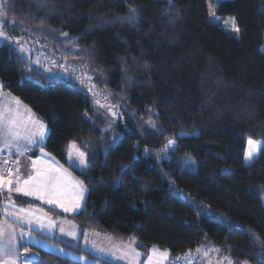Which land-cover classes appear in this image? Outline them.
<instances>
[{
    "label": "trees",
    "instance_id": "trees-1",
    "mask_svg": "<svg viewBox=\"0 0 264 264\" xmlns=\"http://www.w3.org/2000/svg\"><path fill=\"white\" fill-rule=\"evenodd\" d=\"M49 7L6 0L4 33L75 48L74 58L124 112L109 125L86 90L48 78L0 43L2 90L49 131L31 156L43 149L69 166L72 143L87 156L84 172L73 169L86 199L69 219L83 233L134 238L146 255L159 247L173 260L203 264L194 252L209 245L235 264H264V0H219L213 21L207 0H50ZM130 8L138 22H121ZM151 114L155 129L146 125ZM249 138L263 142L250 166ZM172 140L175 150L161 157ZM191 160L196 171L182 168ZM36 250L32 264H81Z\"/></svg>",
    "mask_w": 264,
    "mask_h": 264
},
{
    "label": "rangeland",
    "instance_id": "rangeland-1",
    "mask_svg": "<svg viewBox=\"0 0 264 264\" xmlns=\"http://www.w3.org/2000/svg\"><path fill=\"white\" fill-rule=\"evenodd\" d=\"M218 1L219 0H207L209 19L211 21L214 20L212 13L215 12L218 6ZM5 2L6 0H0V6L3 7L4 11ZM6 17L7 15L0 18V31L3 32V35L0 36V43L7 42L13 47L18 48L19 52L22 53L26 59L30 60V66L42 74H45L48 78L53 77L62 79L69 83L73 81L86 90L95 101L100 113H102L107 119L109 125L112 126L113 124L111 123L122 119V116H124L123 106L118 103L116 99L110 97L104 86L99 87L94 81V76H91L90 71L74 58V52H76L75 48L69 46L66 51L62 49L53 50L48 47V45L46 46L44 43L45 40H42V42H35V40L30 41L26 38H20L17 40L10 39L3 30ZM3 92L8 93L6 91ZM8 95L13 96L10 93H8ZM12 102L4 103L0 109H4L5 111L11 110L10 114L13 118L14 116H23L26 118V121L29 122L32 121L33 115L36 119L37 126L39 123H42L46 127L43 120L28 106L19 101L22 109L18 110V106ZM113 113H115V115ZM28 114H30V117ZM155 120L156 118L153 114L149 115L146 120V125L149 128L155 129V127H153ZM24 131L25 133L28 132V130ZM255 142L261 145V147L257 149L253 146L250 149L247 142L246 153L250 150L253 151L255 159H257L263 146V142L261 140ZM73 144L75 145V148L72 147ZM166 146H168L167 151L164 150L161 157H166L169 152L175 150L176 142L174 141V145L171 146L167 143ZM0 148L3 149L0 151V155L4 154L12 162L14 161L15 169L11 179L15 180L17 178V169H19V178L27 179L28 175H35L36 169L38 168L42 171H48L49 175L54 178V182L56 183L59 192L58 197H53L52 195L47 197V199H58L59 202L57 203H47L46 199H39L36 196L26 197L15 191L9 193L7 186L3 188L4 194H0V212L4 210L2 216L7 219V221L13 223V225H19L21 227V233H24L21 239H25L28 243V246L23 244L21 249L26 260L29 258L35 260L39 259L36 249H40L60 257L70 258L81 264H174V260L167 250L154 247L151 249L149 255H146L137 247V240L134 238L127 241H121L115 239L112 235L100 233L95 230L82 233L80 227L69 219L68 215L77 211L79 212L82 209L87 195L86 185L73 170L77 169L83 172L86 169L83 165L78 164L80 153L84 154V159L88 162L86 154L76 143L70 144L71 150L69 149L68 152V163L70 167L62 164L47 152H44L42 156L34 159L33 156L27 153L28 150H25L23 155H20L14 150L3 148L2 141H0ZM6 160L7 159L3 158L2 161H0V176H3L5 179L6 177L4 175L2 162L5 164ZM33 162H36L35 167H33ZM244 163L248 165L245 160ZM182 168L189 171H196L197 164L194 160H191L190 162L183 163ZM13 188H15V184H13ZM25 198L37 202L39 201L40 204L45 206L23 204L22 200ZM2 199L4 200L3 202ZM77 200H79L81 205L79 209H76L75 211L64 210L65 207L72 208ZM12 202H14V206ZM61 204H63V207ZM46 208L58 209L62 211V213L67 214V216L55 215L50 213V211L48 212ZM11 209H15L18 212H11ZM20 209H23L24 211H20ZM9 213L13 215H9ZM70 233H75V235H71ZM25 249H28V251L25 252ZM61 249H63V251H60ZM154 249L156 250L155 253L153 252ZM212 251H214L213 258L205 261V264H235L231 258L222 256L218 248L213 247ZM133 253H139L140 255L134 256ZM149 258H151V261ZM242 264L250 263L245 262Z\"/></svg>",
    "mask_w": 264,
    "mask_h": 264
},
{
    "label": "snow or ice",
    "instance_id": "snow-or-ice-1",
    "mask_svg": "<svg viewBox=\"0 0 264 264\" xmlns=\"http://www.w3.org/2000/svg\"><path fill=\"white\" fill-rule=\"evenodd\" d=\"M167 3L171 6L173 5V0H167ZM38 4L40 7L47 8L49 12L53 11L52 8L49 7L50 0H38ZM6 15L2 6H0V18H3ZM214 16V12L212 13ZM121 22L128 20L131 23L138 22L139 14L138 11L134 8L129 9L128 17H119ZM108 22V21H105ZM45 23L44 20L40 21L41 26ZM232 31L235 33H240L241 29L238 25H236L235 21H232ZM3 35V32L0 31V36ZM67 38V33L63 34ZM85 51V50H79ZM145 67H149L147 63L144 65ZM131 80V77H127ZM4 85L0 84V90H2ZM94 87V85H93ZM16 100V103L19 104L18 98H13ZM115 115V113H113ZM155 127V124H153ZM18 125V121L13 118L9 111H5L4 109H0V141L3 142V148H8L9 150H14L16 153L23 155L24 151L27 150L31 145L42 144L44 141V135L46 131L45 125L39 123L36 127L35 131L30 132L26 135H21ZM174 145V141H169V146ZM248 145L250 149L255 146L257 149L261 147L257 142L253 141L251 138L248 139ZM75 148V145H72ZM166 146V151H167ZM3 149L0 148V151ZM42 151V149H41ZM80 159L78 161L79 165H83L87 168V162L84 159V154H79ZM255 160V154L253 151H248L245 156L246 163L250 166L252 162ZM76 162V161H74ZM36 162H33V167H35ZM19 169H17V178L13 179H5L3 176H0V191H3V188L7 186V190L9 193L15 191L16 193H21L24 196H36L39 199H46L47 203H57L58 199L52 198L47 199L49 195L53 197H58L59 192L57 190V185L54 182V178L49 175L48 171H42L40 169H36L35 175H28L27 179H20L18 176ZM11 176V172H9ZM13 184H15V188H13ZM82 198V197H81ZM13 206H14V202ZM63 207V204H61ZM81 207L79 200L76 201L72 208L65 207V211H75ZM7 211V210H5ZM20 211H24L20 209ZM203 211V209L201 210ZM9 215H13L9 213ZM10 228V226H9ZM5 229L3 226H0V264H17L16 256H17V244L15 240L14 230L8 232L7 239H4ZM71 235H75V233H70ZM22 237L24 233H19ZM254 236L255 234L252 233ZM258 239V238H257ZM25 252L28 249L24 250ZM60 251H63L61 249ZM155 249L153 252L155 253ZM134 256H139V253H133ZM151 261V258H149Z\"/></svg>",
    "mask_w": 264,
    "mask_h": 264
},
{
    "label": "crops",
    "instance_id": "crops-1",
    "mask_svg": "<svg viewBox=\"0 0 264 264\" xmlns=\"http://www.w3.org/2000/svg\"><path fill=\"white\" fill-rule=\"evenodd\" d=\"M13 98H16L15 96H11V95H8V93H5V92H3V90H0V107L4 104V103H6V102H14L15 104H16V106H18L17 107V109L18 110H20V109H22L21 108V105H20V103L19 104H17L16 103V100L15 99H13ZM19 100V99H18ZM20 101V100H19ZM12 102V103H13ZM20 105V106H19ZM9 111V110H8ZM11 111V110H10ZM12 111H14V110H12ZM7 112V111H6ZM28 116L30 117V114H28ZM14 118H16V120L18 121V125H19V131H20V133H21V135H26L27 133H30V132H33V131H35V129H36V127H37V125H36V119L34 118V116L32 115V121L31 122H29V121H26V118L25 117H23V116H14ZM47 127V126H46ZM24 130H28V132L27 133H25V131ZM48 128H46V131H45V135H44V141H43V143L42 144H38V145H31L27 150V153L29 154V155H31L34 151H35V149H37V148H39L40 146H42L45 142H46V140H47V137H48ZM41 152V153H40ZM44 152H46V151H44L43 149H42V151H41V149H40V151H39V153L40 154H38V156H36V157H34V159H37L39 156H42L43 155V153ZM49 154V153H48ZM49 155H51V154H49ZM54 157V156H53ZM3 158H5V159H8V157L6 156V155H0V161H2V159ZM52 161H55V160H52ZM1 163V162H0ZM2 164H3V167H5L4 166V162H2ZM13 169H15V164H14V161H13ZM86 170V169H85ZM84 170V171H85ZM83 171V172H84ZM13 173H14V171H13ZM12 173V174H13ZM12 174H11V176H12ZM4 175H5V177H6V179H11V176L10 175H6L5 174V170H4ZM2 194H4V190L3 191H0ZM1 196V195H0ZM26 197H28V196H26ZM4 199V198H3ZM2 199V202L4 201ZM0 200H1V198H0ZM39 202V201H38ZM3 204V203H2ZM42 205V204H41ZM37 206H39V205H37ZM43 207L45 206V205H42ZM41 206V207H42ZM4 209H5V207H4ZM7 209V208H6ZM51 209H54V210H57V211H59V212H61L62 213V211H60V210H58V209H55V208H51ZM47 210V209H46ZM12 211H14V212H18L17 210H15V209H11V212ZM48 212H49V210H47ZM50 213H53V212H51L50 211ZM75 213H78V211L77 212H75ZM75 213H71L70 215H74ZM4 214V210H2L1 212H0V226H3L4 227V229H5V233H4V239L6 240L7 239V236H8V232L9 231H11V230H14V235H15V240H16V244H17V256H16V260H17V264H32V261L33 260H35V259H25L24 258V256H23V254H22V251H21V249H22V245L23 244H25V246H28V243L25 241V239H21V236L19 235V233H21V227L19 226V225H13V223H11V222H9V221H7V219H5L2 215ZM64 214V213H63ZM64 215H67V214H64ZM60 216H62V215H60ZM9 226H10V228H9ZM79 227V226H78ZM81 230V229H80ZM83 233V232H82ZM30 235V234H29ZM212 249H213V247L212 246H209V245H205V246H201L200 248H198L197 250H196V252H194L195 254H197L199 257H201L202 258V262H203V264H205V261H207L208 259H210V258H213V255H214V251H212ZM209 254H211V255H209ZM221 254V253H220Z\"/></svg>",
    "mask_w": 264,
    "mask_h": 264
},
{
    "label": "built area",
    "instance_id": "built-area-1",
    "mask_svg": "<svg viewBox=\"0 0 264 264\" xmlns=\"http://www.w3.org/2000/svg\"><path fill=\"white\" fill-rule=\"evenodd\" d=\"M4 170H5V174L9 175V172H11V174L13 173L14 169H13V162L10 159H7L5 164H4ZM0 194H2L0 192ZM174 264H200L199 259H197L196 257H187V258H177L174 260Z\"/></svg>",
    "mask_w": 264,
    "mask_h": 264
}]
</instances>
